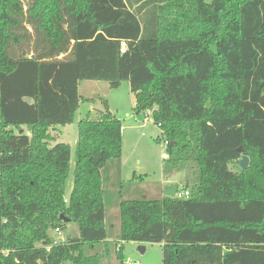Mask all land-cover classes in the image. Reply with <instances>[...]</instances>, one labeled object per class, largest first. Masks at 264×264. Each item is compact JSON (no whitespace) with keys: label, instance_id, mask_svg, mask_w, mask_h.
Wrapping results in <instances>:
<instances>
[{"label":"trees","instance_id":"16d2710c","mask_svg":"<svg viewBox=\"0 0 264 264\" xmlns=\"http://www.w3.org/2000/svg\"><path fill=\"white\" fill-rule=\"evenodd\" d=\"M87 81L129 82L188 198L107 199L123 125L102 101L77 125L65 202L72 150L52 132ZM65 219L79 236L54 245ZM123 242L162 244L163 264H264V0H0V264L123 261Z\"/></svg>","mask_w":264,"mask_h":264},{"label":"rangeland","instance_id":"374dc122","mask_svg":"<svg viewBox=\"0 0 264 264\" xmlns=\"http://www.w3.org/2000/svg\"><path fill=\"white\" fill-rule=\"evenodd\" d=\"M82 102L76 113L75 122L72 125L60 128L52 132L56 138L54 144H68L71 146L72 156L69 175L66 181L65 198L68 199L73 188L74 169L77 159L78 147V123L82 120H94L98 115L97 105L106 101L112 114L122 122L123 125V155L120 164L110 165L113 183L107 188V199L116 201L119 197L130 199L134 197L141 199H159L161 188L166 190L170 187H177L182 190L186 185L188 171L177 173L174 177L166 178L163 175V164L165 155H168L167 147L164 145L161 130L155 123L154 111H146L137 114L135 111L136 96L131 92L128 81H123L119 88L111 89L105 82L87 81L79 88ZM119 164L121 181L118 184L119 172L115 168ZM113 166V167H112ZM117 169V171H116ZM229 169L233 172H240L241 168L236 164H230ZM106 176V173H104ZM123 178V180H122ZM192 186L189 185V190ZM148 190V193L141 191ZM157 190V192H156ZM108 217L112 220L113 235L119 231L120 215L119 210H111ZM63 236L52 232V237L59 243L79 236L78 226L75 223H67L62 230ZM123 261L111 255L103 259L102 264H163V246L158 243L123 242ZM144 247V253L139 249Z\"/></svg>","mask_w":264,"mask_h":264},{"label":"water","instance_id":"95a60500","mask_svg":"<svg viewBox=\"0 0 264 264\" xmlns=\"http://www.w3.org/2000/svg\"><path fill=\"white\" fill-rule=\"evenodd\" d=\"M26 102L31 103V99L27 98ZM96 111L106 114V109L104 108V106L102 105V103H99L96 107ZM236 165H238L242 171H245L248 169L249 165H250V160L249 157L247 155H243L242 158L240 160H238L236 163ZM177 187H170L166 190L165 192V196L166 197H171L174 198L177 192ZM65 222L68 223V220L65 219ZM141 250L142 253L145 252V248L144 247H140L139 248Z\"/></svg>","mask_w":264,"mask_h":264},{"label":"built area","instance_id":"2783aa9c","mask_svg":"<svg viewBox=\"0 0 264 264\" xmlns=\"http://www.w3.org/2000/svg\"><path fill=\"white\" fill-rule=\"evenodd\" d=\"M126 50H127V46H126L125 43H123V44L121 45L120 52H121L122 54H124V53L126 52ZM164 145H165L166 147H168V146H169V142H164ZM166 158H168V155H165V158H164V159H166ZM189 196H190V190L187 189L185 186L183 187L182 190H177L176 195H175V197H177L178 199H186V198H188ZM65 202H68V199H65ZM55 233H56L57 235L61 236V237L63 236V232H62V230H61L60 228H56V229H55ZM58 244H61V243H59L58 241H55V242H54V245H58Z\"/></svg>","mask_w":264,"mask_h":264},{"label":"crops","instance_id":"0c3cea01","mask_svg":"<svg viewBox=\"0 0 264 264\" xmlns=\"http://www.w3.org/2000/svg\"><path fill=\"white\" fill-rule=\"evenodd\" d=\"M100 103H101V102H100ZM108 108H109V107H108ZM134 108H136V102H135V106H134ZM109 110H110V108H109ZM110 112H111V110H110ZM111 113H112V112H111ZM96 118H98V115L95 116V119H96ZM57 131H58V132H61L60 128H57ZM122 180H123V178H122ZM156 192H157V190H156ZM144 193L147 194V193H148V190H144ZM144 193H143V194H144ZM164 196H165L164 190L161 188V195H160V198H162V197H164ZM145 251H146V249H145Z\"/></svg>","mask_w":264,"mask_h":264}]
</instances>
